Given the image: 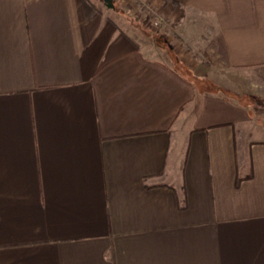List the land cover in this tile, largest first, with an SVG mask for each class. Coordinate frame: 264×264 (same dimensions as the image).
I'll use <instances>...</instances> for the list:
<instances>
[{
  "label": "crops",
  "instance_id": "crops-1",
  "mask_svg": "<svg viewBox=\"0 0 264 264\" xmlns=\"http://www.w3.org/2000/svg\"><path fill=\"white\" fill-rule=\"evenodd\" d=\"M112 1L0 0V264H264V0Z\"/></svg>",
  "mask_w": 264,
  "mask_h": 264
},
{
  "label": "rangeland",
  "instance_id": "rangeland-1",
  "mask_svg": "<svg viewBox=\"0 0 264 264\" xmlns=\"http://www.w3.org/2000/svg\"><path fill=\"white\" fill-rule=\"evenodd\" d=\"M94 3H96L97 7L101 10V13H111V15H116L118 22L123 27L125 26L126 29L130 30L132 29L136 33H140L142 37L144 38H154L156 37V33H159L163 31V29H170L172 31L173 27L172 25L166 21L165 18L162 16L158 17L156 13H153L151 11L148 12V15H150V18H148V24H144L143 26L140 25L138 22L134 21L131 26H127V15L123 13V10L119 8V5H115L114 8H109L106 5V2L104 0H92ZM113 2V1H112ZM135 3V2H134ZM139 3V2H137ZM160 18L163 19V23L159 27H153L151 19ZM146 19V17H145ZM144 19V20H145ZM166 31V30H165ZM173 40V39H172ZM160 41V43H162ZM163 47H166V49L169 47L168 44L164 45ZM200 52V51H199ZM197 53V52H196ZM202 60L205 59L204 57H200ZM206 60V59H205ZM174 65V64H173ZM176 65H178V61L176 62ZM217 82L222 84L226 89L230 90H238L242 91L244 90L245 93L241 94L238 97V100L241 101L244 106V111L247 114V120L242 124V126L239 127L241 130V136H244L248 140H258L264 138V87L262 88H253L252 83L256 82L255 80L252 81L251 78L247 79L248 75L244 74L243 72H238L234 70H219L214 73L212 76ZM259 79H261V76H258ZM220 93H223V89ZM253 90L261 91V97H255V95L251 94L253 93ZM227 95L233 96L231 92L226 93ZM242 127V128H241ZM239 130V131H240ZM240 134V132H239Z\"/></svg>",
  "mask_w": 264,
  "mask_h": 264
},
{
  "label": "trees",
  "instance_id": "trees-1",
  "mask_svg": "<svg viewBox=\"0 0 264 264\" xmlns=\"http://www.w3.org/2000/svg\"><path fill=\"white\" fill-rule=\"evenodd\" d=\"M81 1H82V5L84 7L87 18H92V17L101 13V10L97 7V5H96V3H94V1H92V0H81ZM148 18H150V15H147L146 19L144 20V22L146 24H148ZM203 61H204V63L209 65V62L207 60L203 59ZM184 79L187 80L188 82L192 83L193 86H200V83L202 82V79L197 78L193 74L191 75V77L189 79H186V78H184ZM240 182H241V178H239L237 185H239Z\"/></svg>",
  "mask_w": 264,
  "mask_h": 264
},
{
  "label": "built area",
  "instance_id": "built-area-1",
  "mask_svg": "<svg viewBox=\"0 0 264 264\" xmlns=\"http://www.w3.org/2000/svg\"><path fill=\"white\" fill-rule=\"evenodd\" d=\"M162 24H164L163 23V19H160V18H156V19H154L153 21H152V26L153 27H159V26H161Z\"/></svg>",
  "mask_w": 264,
  "mask_h": 264
},
{
  "label": "water",
  "instance_id": "water-1",
  "mask_svg": "<svg viewBox=\"0 0 264 264\" xmlns=\"http://www.w3.org/2000/svg\"><path fill=\"white\" fill-rule=\"evenodd\" d=\"M104 1L106 2L107 7H109V8H113L114 7V4H113L112 0H104Z\"/></svg>",
  "mask_w": 264,
  "mask_h": 264
}]
</instances>
